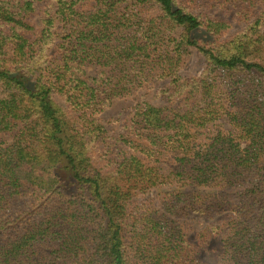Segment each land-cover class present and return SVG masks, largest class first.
<instances>
[{
    "label": "trees",
    "instance_id": "16d2710c",
    "mask_svg": "<svg viewBox=\"0 0 264 264\" xmlns=\"http://www.w3.org/2000/svg\"><path fill=\"white\" fill-rule=\"evenodd\" d=\"M145 86L111 134L97 116ZM194 215L264 264V0H0V264H201Z\"/></svg>",
    "mask_w": 264,
    "mask_h": 264
},
{
    "label": "rangeland",
    "instance_id": "374dc122",
    "mask_svg": "<svg viewBox=\"0 0 264 264\" xmlns=\"http://www.w3.org/2000/svg\"><path fill=\"white\" fill-rule=\"evenodd\" d=\"M96 0H79V9H85L94 5ZM209 17L220 21H232L233 12H226L221 9H209L207 10ZM206 67V60L200 54L199 51H193V57L188 69L182 72L183 75L188 77L198 76ZM88 76L93 77L99 72V68H86ZM59 102H63L61 98L57 99ZM139 100H147L154 104H158L157 101V88L145 86L136 90L132 95L115 99L112 104L105 109L104 112L99 114L97 118L105 126V128L111 133L121 132L126 126L129 125L136 103ZM216 129H220L225 132L233 131L231 124L226 118H221L214 124L210 125L204 132L206 134L213 132ZM6 140L10 138L5 137ZM154 196V192L150 197ZM157 205V203H156ZM228 215H221L214 219L200 218L198 216H191L178 220L182 225L187 235L188 242L193 246L196 252V258L201 264H231L227 259V254L224 248L223 238L226 235V228L224 227ZM221 228L205 243H202L200 236L203 231L208 227Z\"/></svg>",
    "mask_w": 264,
    "mask_h": 264
}]
</instances>
